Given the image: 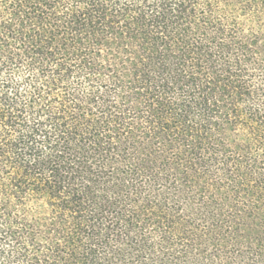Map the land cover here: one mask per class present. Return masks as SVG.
Here are the masks:
<instances>
[{"label": "trees", "instance_id": "trees-1", "mask_svg": "<svg viewBox=\"0 0 264 264\" xmlns=\"http://www.w3.org/2000/svg\"><path fill=\"white\" fill-rule=\"evenodd\" d=\"M0 264H264V0H0Z\"/></svg>", "mask_w": 264, "mask_h": 264}]
</instances>
